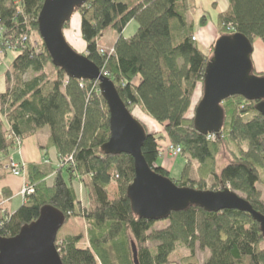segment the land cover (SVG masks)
Here are the masks:
<instances>
[{
	"label": "trees",
	"instance_id": "trees-1",
	"mask_svg": "<svg viewBox=\"0 0 264 264\" xmlns=\"http://www.w3.org/2000/svg\"><path fill=\"white\" fill-rule=\"evenodd\" d=\"M43 1L0 0V53H16L5 71V89L0 92V158L11 160L19 142L48 127L46 143L41 146L44 154L54 148L57 156L68 162L58 168L43 161L28 163L26 174L33 190L13 212L2 203L10 196L3 190L0 237L17 235L48 205L62 212L65 221L81 216L87 225L85 235H56L62 264H133L131 242L136 246L138 264H170L169 255L179 245L189 251L180 264H198L197 250L208 251L202 264H264V232L249 213L206 211L189 205L164 219L146 220L132 211L127 188L134 178L133 159L127 154L106 155L102 150L110 129L98 82L69 78L52 64L38 33ZM190 1L86 0L73 12L80 18L85 44L82 55L112 81L128 109L137 106L163 125L169 143L197 162L200 179L189 180L186 168L180 180L169 178L161 166L155 169L158 174L178 187L195 190H207L205 180L209 177L216 187L209 190L227 188L264 216V199L257 188L264 167V117L255 108L261 100L225 99L221 129L210 133L217 139L214 141L208 138L210 134L195 130L193 117H186L210 59L192 40L193 26L186 20ZM227 2V8L217 14V32L221 36L240 33L251 43L253 38L264 42V0ZM131 21L137 23L136 32L124 37L123 30ZM69 24L70 20L63 29ZM108 28L116 33L113 51L100 53L98 39ZM34 32L39 38L36 46L31 39ZM46 67L51 74L45 72ZM28 72L32 76L25 79ZM223 134L224 141L245 143L247 149L241 148L217 172L215 156ZM159 148L157 137L148 133L141 152L151 168L157 165ZM73 175L86 191L85 204L72 184ZM111 182L116 184L113 195ZM84 238L87 244H82Z\"/></svg>",
	"mask_w": 264,
	"mask_h": 264
},
{
	"label": "water",
	"instance_id": "water-1",
	"mask_svg": "<svg viewBox=\"0 0 264 264\" xmlns=\"http://www.w3.org/2000/svg\"><path fill=\"white\" fill-rule=\"evenodd\" d=\"M85 1L44 0L37 18L38 33L52 64L67 77L98 82L108 108L110 129L102 150L106 155L127 154L133 159L134 178L127 188L132 211L142 219L161 220L189 205L206 211L238 210L249 213L264 232V216L235 192L227 188L214 191L178 187L155 171L160 165L148 166L141 148L149 132L120 99L112 81L65 39L64 24ZM251 54V41L240 33L221 36L215 42L204 73L202 97L194 109L193 125L197 132L205 135L221 129V103L230 96L261 100L255 108L264 117V75L253 74ZM64 222L62 212L43 206L38 217L22 226L17 235L0 237V264H62L55 239ZM131 252L133 264H138L133 242Z\"/></svg>",
	"mask_w": 264,
	"mask_h": 264
},
{
	"label": "rangeland",
	"instance_id": "rangeland-1",
	"mask_svg": "<svg viewBox=\"0 0 264 264\" xmlns=\"http://www.w3.org/2000/svg\"><path fill=\"white\" fill-rule=\"evenodd\" d=\"M216 1H218L219 3L213 2L212 0H191L189 2V6H188L189 8L186 13L187 22L192 23V26H193V37L195 38L194 41L196 45L198 46V48L204 54H206L207 58L208 57L210 58L212 56L214 44L221 37V34L218 33L216 30L215 22H216L217 14L219 13L217 4L221 5L222 3H221V0H216ZM202 16H205L203 23H201ZM77 20H79L80 22L79 15L77 13H74L70 19L69 27L66 29H63V33L67 34L68 36L67 39L71 41V42L69 41L71 48L74 51H76L78 54H82L85 51L84 50L85 47H84V42L82 41V38L80 35L79 27H77L76 25ZM136 28H137V23L135 21H132L131 25L126 28L123 34L124 37H129L133 35L136 32ZM36 35H37L36 33L31 35V39L34 40L35 46L37 45V42L39 41V38ZM115 38H116L115 31L108 28L102 34V38L98 39V44L102 50L107 51L112 48L111 43L114 41ZM2 55H0V92H3L5 89V83H4L5 71L10 65L12 59L15 57L16 53L13 50H9L6 52L5 56L4 54ZM251 61H252L253 74L258 75V76H263L264 75V42L259 38H253L252 40ZM45 72L47 74H51V69L49 67H46ZM31 76L32 74L28 72L24 77L25 79H29ZM202 93H203V85L202 83L199 82L195 87L191 106L189 107L186 113L187 118H192L194 116L195 106L201 99ZM129 111L133 114V116L136 119H138L142 123V125L144 126L147 132L152 133L157 137L160 143V146L161 145L164 146L167 143H169L168 138L165 134L163 125L158 124L155 121H153L149 116H147L137 106H130ZM46 129H48V127H46ZM40 131H38L39 133L36 136V138L39 140L38 150L43 153V159L41 161L45 162V164H50L56 168H58L59 165L62 166L64 163H67L68 161L65 162L64 159L59 158L57 155L55 156V153L53 152L54 148L49 149L46 155L44 154V150H42L41 146H43L46 143L48 136L45 138L44 137L45 134L43 133V131L41 132ZM208 138L211 141L217 140L212 134H210V137L208 136ZM223 138H224V134L220 137L221 144H220L219 152L215 156V166H216L215 169L217 170V172H219L220 169L224 165L230 162L235 157V155H238L241 148L243 150L247 149V146L245 143H242L240 146L234 142L224 141ZM22 142L23 141L17 144L18 149L16 151L20 150ZM15 152H12L11 160L6 161L0 158V196H2L3 190L5 189L10 192L9 198L7 200L2 201V203L5 204L9 212H11L10 211L11 210L10 201L14 197V194L11 192V190L7 186V184H10L11 182V180L9 179L10 176L19 179L20 188L16 196L20 198V204L22 203V200L27 195L32 193L29 190L30 193H26L27 192L26 191L24 193V196H22L21 195L22 194L21 192L23 191L22 189L28 188V189L33 190L32 185L29 183L30 180L26 174V166L28 163H26L23 160H20V162L24 163V170H23L22 175L20 176L14 175L9 169L11 161H14L15 163L19 162V161L14 160ZM47 155L51 158L50 161H48L49 160L48 158H45L47 157ZM162 162L164 164L165 162L166 164H168L167 169L166 168L165 169L167 170L169 174V178H171L172 180H180L182 171L184 168H186V175L189 180L197 181L200 179L199 177L200 172H199V167H198L197 162L194 160H189L184 154L182 155V153L176 157L161 156L157 159L156 164L160 165ZM65 165L66 164H64L63 166ZM260 178L262 182L257 184V188L260 190L261 196L264 199V167L260 170ZM48 181L50 182V179H48ZM205 181H206L205 189L209 190V189L216 188L213 184L212 179H210L209 177H207ZM72 184L76 190L79 200H81L82 204H85V192L86 191L82 183L80 182L78 176L73 175ZM115 186L116 184L114 182H111V184L109 185V191L111 192L112 195H113V192L115 191ZM162 224L163 223H158L157 226H161ZM86 226L87 225L81 216H72L68 220H66L61 226V228L58 230V233H57L58 238H62L64 235H67V234L77 235L82 232L84 233ZM58 242H60V240H58ZM84 243L87 244V240L85 238L82 241V244ZM148 244L149 246H152L150 243ZM55 245H56V242H55ZM185 250H188L185 246H182V245L177 246L176 250L173 251L169 255V260H177L179 257L183 255V252Z\"/></svg>",
	"mask_w": 264,
	"mask_h": 264
},
{
	"label": "crops",
	"instance_id": "crops-1",
	"mask_svg": "<svg viewBox=\"0 0 264 264\" xmlns=\"http://www.w3.org/2000/svg\"><path fill=\"white\" fill-rule=\"evenodd\" d=\"M212 1L218 2L216 0H212ZM221 3H222L221 5L217 4L219 13L224 11L228 6L227 0H221ZM131 23H132V21L127 25V27H129L131 25ZM76 25H77V27H79V20H77ZM127 27H125L123 34H124ZM64 36H65V39L67 40V42L69 43L70 40L67 39L68 38L67 34H64ZM101 38H102V36H101ZM115 40H116V38L114 39V41ZM196 40H197V38H196ZM113 42L111 43V45L113 44ZM84 47H85V44H84ZM41 131H43V133L45 134L44 137L46 138L49 134V129H46V127H45ZM38 133L39 132H37L36 134H34V135L28 137L27 139L23 140L22 145L20 147V150L15 152L14 160H16V161L23 160L26 163H39L43 159V153L38 150L39 140L36 138ZM53 152L55 153V156H56L57 153H56L55 149L53 150ZM45 158H48L49 160H51V158L48 155ZM167 165L168 164H166V162H165V164L163 162L160 164V166H162L163 168H166V169H167ZM9 179L11 180V182H10V184H7V186L9 187L11 192L14 194V197L10 201V209H11L10 211L13 212L20 205V198L16 196V194L18 193L19 188H20V182H19V179L15 178V177L10 176ZM188 254H189V251L185 250L183 252V255L181 257H179L177 260H170V262H171L170 264H180L179 263L180 260L183 257L188 256ZM207 256H208V252L206 250H204V251L197 250L196 251V258H197L198 264H202Z\"/></svg>",
	"mask_w": 264,
	"mask_h": 264
},
{
	"label": "built area",
	"instance_id": "built-area-1",
	"mask_svg": "<svg viewBox=\"0 0 264 264\" xmlns=\"http://www.w3.org/2000/svg\"><path fill=\"white\" fill-rule=\"evenodd\" d=\"M192 40H195V38L193 37ZM3 44L9 45V44H12V43L11 42H3ZM103 51L104 50H102L101 48H99V52L100 53H103ZM112 51L113 50L111 49L110 52H112ZM208 136L210 137V135H208ZM158 153H159V157H161V156H163V157L164 156H166V157H176V156H178V155L181 154V148L179 146H173L170 143H167L164 146H162V145L160 146ZM64 161L66 162L67 159L64 160ZM9 169H10V171L14 175L20 176V175H22L23 170H24V163L23 162H17V163H15L14 161H11L10 166H9ZM22 190H23L21 192L22 193L21 194L22 196H24V193L26 191H27L26 193H30L29 190L32 192V190L31 189H28V188H26V189L23 188ZM57 250L59 252V249H57Z\"/></svg>",
	"mask_w": 264,
	"mask_h": 264
}]
</instances>
